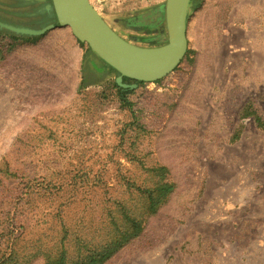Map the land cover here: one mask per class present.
Listing matches in <instances>:
<instances>
[{
    "label": "rangeland",
    "instance_id": "obj_1",
    "mask_svg": "<svg viewBox=\"0 0 264 264\" xmlns=\"http://www.w3.org/2000/svg\"><path fill=\"white\" fill-rule=\"evenodd\" d=\"M90 3L127 42L165 44L166 0ZM16 5L0 0L14 25L55 22L38 4L28 19L1 10ZM15 37L0 35V264L62 250L74 261L108 238L122 205L143 212L159 167L174 191L105 264H264V0L190 4L185 58L133 89L130 108L117 72L78 90L94 55L70 29Z\"/></svg>",
    "mask_w": 264,
    "mask_h": 264
},
{
    "label": "water",
    "instance_id": "obj_2",
    "mask_svg": "<svg viewBox=\"0 0 264 264\" xmlns=\"http://www.w3.org/2000/svg\"><path fill=\"white\" fill-rule=\"evenodd\" d=\"M51 1L39 13L53 14L55 22L41 29H32L0 21V31L36 38L56 28L70 29L74 38L94 55L89 62L91 71L97 72L105 64L118 73L117 85L131 90L137 85L123 84L124 78L141 83L159 82L174 72L187 54V23L192 0H166L167 40L155 48L139 47L124 40L93 8L90 0Z\"/></svg>",
    "mask_w": 264,
    "mask_h": 264
},
{
    "label": "trees",
    "instance_id": "obj_3",
    "mask_svg": "<svg viewBox=\"0 0 264 264\" xmlns=\"http://www.w3.org/2000/svg\"><path fill=\"white\" fill-rule=\"evenodd\" d=\"M195 0H192L193 4ZM1 22L12 24L0 19ZM14 25V24H13ZM9 32L0 31V35L9 36L12 40L16 41L18 37L8 34ZM81 44V43H80ZM84 45V44H83ZM0 54L1 51H0ZM112 71L116 72L114 69ZM125 85H143L144 83L131 81L127 78L123 79ZM89 83L83 78L79 84L78 90L82 91ZM114 88L117 90V95L123 106L131 107V103L128 101V95L132 92L131 89H124L114 82ZM255 121L258 126L263 128L264 123L262 118L255 115ZM153 175L159 178V183L151 189L143 190L139 193L143 200V212L140 215H136L131 208L122 205L118 213L122 220L118 221L116 218L112 219L109 223L108 238L101 244L93 246L92 243H86V252L78 255L74 261L69 260L66 251L62 250L58 256H46V264H105L111 258H113L120 250L131 243L134 239L138 238L145 230L147 220L155 215L162 205H164L174 191V185L166 181L167 169L165 167L154 168L150 171ZM9 261H4L3 264H8ZM12 264H19L17 259Z\"/></svg>",
    "mask_w": 264,
    "mask_h": 264
},
{
    "label": "flooded vegetation",
    "instance_id": "obj_4",
    "mask_svg": "<svg viewBox=\"0 0 264 264\" xmlns=\"http://www.w3.org/2000/svg\"><path fill=\"white\" fill-rule=\"evenodd\" d=\"M14 1L17 2V4H18V5H16L17 8L20 7L19 11L18 10L16 11V8H15V10L9 11V13H7V11L4 9H1V10L4 11V13H6L8 15H11L13 17H19L21 19L33 18L32 14L24 12V9H23L24 7L29 8L31 6L33 7L34 5L38 4V5H40V8L38 10H40V9H43L47 3L52 2L51 0H46L45 3H37V2H34L33 0H14ZM162 12H163V10H162V8H160L158 10V14L161 15ZM42 14H44V13H42ZM146 16L147 15H145L144 17H141V19L145 20V18H147ZM0 19L3 21L9 22V23L12 22V21L4 18L1 14H0ZM22 26L30 27L27 24H23ZM110 71L112 72L111 68H109L107 65H104L102 68L97 69V72H93L90 69H85V71L83 73V79L85 81H87V83H90L91 80L94 78L103 79L105 77V75Z\"/></svg>",
    "mask_w": 264,
    "mask_h": 264
}]
</instances>
